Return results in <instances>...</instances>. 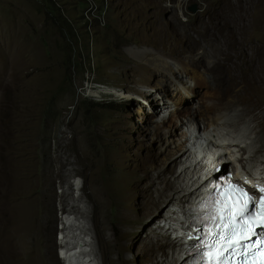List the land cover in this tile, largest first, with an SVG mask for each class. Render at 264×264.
<instances>
[{
	"label": "rangeland",
	"instance_id": "rangeland-1",
	"mask_svg": "<svg viewBox=\"0 0 264 264\" xmlns=\"http://www.w3.org/2000/svg\"><path fill=\"white\" fill-rule=\"evenodd\" d=\"M55 1L56 7L52 0H0V264H65L60 238L68 217L64 206L72 198L88 206L91 246L99 264H165L160 254L154 255L153 244L164 240L154 229L169 202L164 197L151 205L149 193L155 195L153 181L177 159L168 147L177 141L175 132L188 129L193 121L182 119L181 112L179 126L166 134L153 132L152 119H167L161 103L165 93L159 90L153 105L139 95L147 86L141 81L142 70L152 71L148 79L154 88L165 76L172 77L157 71V54L167 62L191 64L185 59H199L203 64L197 70L205 74L213 63L209 53H201L211 48L216 52L218 45L200 36L198 32L207 34V28L199 20L217 33L226 20L238 18L237 9H225V0H110L106 22L98 26L84 21V0ZM244 1L250 24L246 37L263 51L264 0ZM188 33L197 42L193 52L187 46ZM130 47L145 51L130 54ZM224 49L221 45L219 53ZM238 50L225 49L231 58L223 54V60L233 62L216 67L211 75L212 86L216 80L218 88L229 90L222 118L239 114L241 106H225L235 87L264 110V68L259 86L236 85L230 78L249 65L232 57ZM262 56L264 52L258 54ZM165 91L172 93L169 83ZM103 102L113 108H103ZM157 108H162L160 113H155ZM198 119L203 127L206 120ZM213 127L220 136L232 135L231 128ZM238 130L241 140L254 136L246 123ZM222 146L231 154L227 144ZM186 151L189 161L196 158L193 150ZM66 178L70 183L63 187ZM75 179L81 181L79 191ZM140 180L146 188L134 194L133 184ZM146 233L150 242L142 243Z\"/></svg>",
	"mask_w": 264,
	"mask_h": 264
},
{
	"label": "bare ground",
	"instance_id": "bare-ground-1",
	"mask_svg": "<svg viewBox=\"0 0 264 264\" xmlns=\"http://www.w3.org/2000/svg\"><path fill=\"white\" fill-rule=\"evenodd\" d=\"M96 1V2H95ZM85 13L84 21L88 24L93 22L101 26V21L103 24L106 22V15L109 9L110 0H84ZM95 2V3H94ZM225 9H237L238 18L233 19L230 23V20H226L222 27H219L217 33L212 31L206 26V22L200 18V24L207 28V34L201 33L200 36L211 37L218 45V50L214 52V49L211 48L205 50L201 54L207 55L212 59L213 67L205 68V74L198 72L197 67L200 64H203V61L194 58L188 57L185 61H191V64L185 62L180 63L177 60L172 62L170 60L167 62L161 54H157L155 61L159 64L157 65L159 72L170 73L172 77H166L163 83L157 87H153L151 81L148 79L149 73L152 71H147L146 69L142 70L143 76H141V81L146 87V91H138L139 95L145 96L147 99H150V104L153 105L157 101L156 94L159 90H163L165 93L164 98L162 99L163 107V116L167 119H162L161 122L152 119L153 123V132L160 133L161 131L164 134L168 133L170 129L175 128L177 125L178 114L182 112V119H191L193 124V130L200 134L205 135L211 134L213 143L209 144L208 141L200 142V146L195 145L193 147V152L198 153L200 156L189 161L187 158V151L184 144L179 143L180 139L190 135L188 129H182L180 127L179 134L175 132L177 137L176 142L169 143L168 147L172 149L171 156H177V159L171 160L170 164L160 172V175L157 177L156 181H153L152 185L155 186V195L151 192L149 193V204L158 205L164 197L168 199L167 202L168 210L166 213L159 215V221L157 226L155 225L154 230H159L161 235L164 237V240L153 244L155 247V256L160 254L162 262L165 264H190L191 258L187 255V251L191 247L193 239L191 238V233H181L176 224L180 223V219L186 218L185 216V207L191 204L200 193V171L201 166L209 158H214L216 155L208 157L211 153V145L214 149L222 156L224 162L232 164L234 167L233 170H236L234 162L239 163L243 162V165H239L242 169H248L251 179H263L264 180V110L261 106L254 100L252 97H247L242 91H238L239 88H236V91H232L229 95V100L225 103L226 107L241 106L239 109V114L237 116H231L222 118L226 115L224 112V103L223 100L226 97V94L229 90H222L218 88L217 81L214 82L212 86V73L216 67H222V65L227 66L228 62H233V60H223L224 56L231 58L228 53H225V49L235 47L238 52L232 54V57L235 59H242L243 63H248L246 71H242L241 74L232 73L230 78L232 82L236 85L241 83H250L259 86V83H262L261 72L264 68V56L258 57V54L261 52L258 46L253 45L252 41L246 37L250 29V24H248V7L244 0H237V3H233L232 0H225ZM259 5V1L256 2L255 6ZM181 6V3L178 4V7ZM84 9V10H85ZM104 18H103V14ZM210 12L213 15L217 14V11L212 8ZM95 18V19H93ZM198 22V20H197ZM257 24L260 23V19L257 18ZM261 25V24H260ZM256 25V29L260 27ZM227 30V38L223 39V31ZM240 38H239V37ZM244 37L246 39H244ZM187 43L192 52L197 46L190 34H186ZM207 38L204 40L206 41ZM221 45L225 46V49L220 54L219 50ZM244 47L250 49V52H247ZM134 51L144 53V48L130 47L128 53L132 54ZM260 51V52H259ZM214 52V53H213ZM147 54L153 53L152 50L146 51ZM224 56L222 57L221 55ZM250 54V55H249ZM205 61V60H204ZM3 61L0 62V73L3 69ZM223 66V67H225ZM219 78L221 76L218 75ZM222 82V81H221ZM169 85L172 86V93L165 91V88ZM4 82L0 80V86H3ZM174 88V89H173ZM155 93H146L154 91ZM2 90V89H1ZM162 93V91H160ZM137 95L138 98L141 96ZM156 97V98H155ZM196 107L199 110H196ZM202 107V112H201ZM165 108V109H164ZM162 108L155 109V113H160ZM234 110L233 112H235ZM196 113L199 117L196 116ZM198 118L206 120L204 126H200ZM248 118V119H243ZM223 120V122L221 121ZM204 123V122H202ZM249 125L250 134L254 136L248 137L246 140H241L238 137V127L243 124ZM218 128H231L232 135L229 132L222 133L220 136L215 129ZM174 131V130H173ZM195 139V138H194ZM196 140V139H195ZM2 145V131H1V141ZM227 144L228 150L232 151L231 154L223 150V146ZM263 152V153H261ZM236 153V157L235 154ZM235 157V159H234ZM221 157L218 156L214 159L212 163L219 161ZM168 159V158H167ZM234 159V162H233ZM224 172H229V169H225ZM170 175V176H169ZM79 184L81 181L79 180ZM145 183H141V180L133 184V193H136L138 188H146ZM81 185L78 187L80 190ZM74 190V189H73ZM167 191H169L167 193ZM172 192V194H171ZM76 196L79 195L76 192ZM75 197V195H74ZM0 223L3 222V197L0 195ZM70 200H74L73 198ZM67 205L70 206L68 209V217L63 222V236L60 238V241L64 242L61 251L63 256V261L65 264H99L98 258L95 256L93 249V239L91 235V229L88 221V206L83 202V200L78 199L73 202V204ZM77 202V203H76ZM1 237V234H0ZM150 242L148 233L145 234L142 239V243ZM164 245L170 248H174L171 251L166 249Z\"/></svg>",
	"mask_w": 264,
	"mask_h": 264
},
{
	"label": "snow or ice",
	"instance_id": "snow-or-ice-1",
	"mask_svg": "<svg viewBox=\"0 0 264 264\" xmlns=\"http://www.w3.org/2000/svg\"><path fill=\"white\" fill-rule=\"evenodd\" d=\"M223 197L218 192L212 198L214 214L210 217L213 221H218L219 232L214 235L219 236V240L214 242L213 247L218 244L219 252L213 255L210 251L207 259L201 257L204 264H232L231 260L225 258V253L232 256H241L242 258L236 264H244L247 258L244 254V241L256 235V227H264V186L258 187L260 200L257 204L254 197L249 195L242 187L232 184L229 180L225 181ZM231 197V200L228 198ZM252 206V211L249 206ZM258 212L261 219L256 221L254 213ZM251 225V226H249ZM245 230L247 235H244ZM240 233L239 238L233 240V237ZM258 247H250L247 249V256H255L256 252H264V239L258 241ZM264 264V260L260 261Z\"/></svg>",
	"mask_w": 264,
	"mask_h": 264
},
{
	"label": "clouds",
	"instance_id": "clouds-1",
	"mask_svg": "<svg viewBox=\"0 0 264 264\" xmlns=\"http://www.w3.org/2000/svg\"><path fill=\"white\" fill-rule=\"evenodd\" d=\"M188 130L190 132V135H188L187 137H184L183 139H180V141L182 142V144H184L185 149L192 151L193 147L195 145H198V146L202 145L198 141L199 138L201 139L202 135L199 134V136H198V134L195 132L196 135L198 136V138H196L194 136V130H193V127L191 125L188 126ZM203 136H205V135H203ZM213 139L214 138L212 137L211 134H207V136H205V138L202 140V142L208 141L209 144H212ZM203 147H205V146H203ZM210 149H211V152H210L211 154L208 157H210L212 155H216V157L220 156L221 158L216 163H212L216 157L209 158L207 160L208 162L206 161V163L210 164V166H207L206 163L204 164L205 166H201V171H200V176H199V179H200V193H199V195L202 194V200H201L199 209L197 210L196 215H195V222L192 223V225L201 220L200 217L205 213V211L210 207V205H212V202H211L212 198L215 197L218 192L219 193L224 192V188L226 186L225 181L227 180L228 175H231V174L234 175L233 176L234 178L229 180L232 184L239 185L252 197L255 195L260 196V193L254 187V184L258 181H262L263 179H251L249 173L246 170L242 169L237 163H235V166L240 167L244 173H237L236 174L235 170H233L234 167L232 166V164H229L228 162H224L222 156L214 149V147L212 145H211ZM193 155L196 158L200 156L198 153H195V152H193ZM222 162H223V166L221 167L220 164ZM225 168L229 169V172H224ZM217 181L220 182V185L215 189V191H213L209 194L203 192L204 185H209V184L217 182ZM228 199L231 200V197H229ZM193 202L185 207L186 218L180 219V223L176 224V226L180 232H181V228L185 225V223L189 217L188 213H189L190 207L192 206ZM214 208H215V206H214ZM213 214H214V209H213L211 215L209 216V218L208 219L205 218V221H207L211 224L218 223V221H213L210 219V217ZM202 227L204 229H206V232H207V226L204 223L202 224ZM191 237H194V235L192 234Z\"/></svg>",
	"mask_w": 264,
	"mask_h": 264
},
{
	"label": "built area",
	"instance_id": "built-area-1",
	"mask_svg": "<svg viewBox=\"0 0 264 264\" xmlns=\"http://www.w3.org/2000/svg\"><path fill=\"white\" fill-rule=\"evenodd\" d=\"M96 2V1H95ZM94 2V3H95ZM102 14H103V12H102ZM103 18H104V14H103ZM103 25V21H101V26ZM68 183H70V181H69V179H65V184H64V186L63 187H66L65 185L66 184H68ZM73 185H75V188H77V187H79V179H75L73 182ZM74 201H76V200H70L69 201V204H73V202ZM64 208H65V214H68V209L70 208V206L69 205H67V203H65V206H64ZM67 210V211H66Z\"/></svg>",
	"mask_w": 264,
	"mask_h": 264
},
{
	"label": "trees",
	"instance_id": "trees-1",
	"mask_svg": "<svg viewBox=\"0 0 264 264\" xmlns=\"http://www.w3.org/2000/svg\"><path fill=\"white\" fill-rule=\"evenodd\" d=\"M50 1V0H49ZM53 1V3H54V5H55V7H56V5H57V2L55 1V0H52ZM59 4V3H58ZM58 7H59V5H58ZM59 10V9H58ZM57 10V11H58ZM59 16H60V11H58V12H56ZM103 108L105 107V108H113L112 106H110L109 105V102H103L102 103V105H101Z\"/></svg>",
	"mask_w": 264,
	"mask_h": 264
},
{
	"label": "water",
	"instance_id": "water-1",
	"mask_svg": "<svg viewBox=\"0 0 264 264\" xmlns=\"http://www.w3.org/2000/svg\"><path fill=\"white\" fill-rule=\"evenodd\" d=\"M191 11H192V12H195V11H196L195 7H192V8H191Z\"/></svg>",
	"mask_w": 264,
	"mask_h": 264
}]
</instances>
